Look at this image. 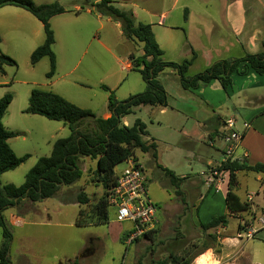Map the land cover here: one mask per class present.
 I'll return each instance as SVG.
<instances>
[{"label":"rangeland","instance_id":"374dc122","mask_svg":"<svg viewBox=\"0 0 264 264\" xmlns=\"http://www.w3.org/2000/svg\"><path fill=\"white\" fill-rule=\"evenodd\" d=\"M31 1L36 6L56 2L63 9L73 14V6L83 5L85 0ZM111 1L116 8L137 14L139 20H143L139 16L140 14H159L160 11L170 10V17L171 19L175 17L178 26L182 24L183 9L187 7L192 15V23L201 24L202 27L207 25V17L216 24H220L223 21L224 12H228L230 7L234 6V2L231 0H178L173 7V0ZM244 7L245 10H248L247 21L251 23L258 21L264 12L259 6L251 5L248 2H245ZM7 9L23 13L30 19L27 23L24 19H18L15 14L0 16V52L15 62L13 66H4L2 68L3 73H0V98L7 93L12 97L3 124L7 129L18 132V136L9 141V147L14 154L17 157L28 156L27 160L15 170L0 176V186L8 184L20 186L24 183L26 173L35 165L37 160L41 157H48L51 153L50 146L44 140L46 128L43 125L49 122L45 118L21 114V110L28 105L26 92L29 89H42L40 84L46 83L45 75L49 71V61L47 58H43L44 60L42 59L43 61L38 66L32 67L30 65L28 48L32 47L33 44H38V39H35L36 34L37 37L44 39V32L39 27L40 23L31 15L18 8ZM94 12L100 15L95 8ZM100 17L99 22L93 20V25L88 26L89 32L86 34L84 32L82 36L84 35V40L87 39V41L90 40V37H94L91 45L97 47L102 60L98 63V67L93 69V75L96 78L104 79V76H107L110 71L123 74L119 72L120 63L116 65L111 56H117L123 51L124 47L127 46V39L119 33L113 20L112 23H106L107 17L102 15ZM152 20L151 22H155V19ZM34 23L38 28L36 30L33 29V27L36 28ZM54 23L51 25V30L53 29L52 32L54 31L56 38L57 70L58 74H63L66 67L73 65L78 55L83 51L77 47L81 44L82 37L80 36L78 39L75 35L74 25L71 27V24L68 28L69 36H63L60 23ZM100 23L104 25V29L99 27ZM256 23H254V27ZM254 27L255 30L249 31L250 28L248 31L245 30L244 35V40H248V44H250L248 46L250 54L261 50L260 42L264 37L263 23ZM174 33L180 40L185 36L184 29L181 31L179 29ZM125 44L126 46H124ZM134 45V50H138L140 43L134 42ZM84 46L85 44L82 47ZM87 51L90 52V50ZM63 55H65L67 62L65 65H60ZM86 60L87 57L85 56L82 66H79L68 79H74L79 69L81 70V67L86 65ZM202 70L199 64L193 67L195 73ZM253 77L255 78L249 83L257 85L248 93L251 98L255 97V99H251L249 102L251 104L257 102L258 105L264 104V76L253 75ZM138 78L141 79L140 76ZM103 87L100 88L105 91ZM93 91L98 93L99 90L96 88ZM100 94L102 95L101 91H99ZM94 106H98V102ZM218 114L224 115L225 113L218 112ZM97 115L100 116L99 113ZM134 119L141 120L147 127L148 136L142 138L143 142H149L151 138L158 141L156 144L158 145L159 158L153 159L151 152L142 153L138 150L135 151L134 156L137 163L144 169L148 179L149 195L158 208L159 224L155 230L137 242L126 245L124 235L130 226L129 223H115L110 217L109 222L104 225L85 228L75 227L77 205H64L60 201L65 199L75 201V194L79 188L73 186L66 192L59 190L57 195L52 198L34 204L29 203L28 208L31 210L27 213L24 211L25 213L22 215L27 224L20 229L9 228L12 237L8 253L10 263L193 264L194 258L208 249L213 252L215 258L221 256L223 260L212 263L209 262L206 255H203L197 260L198 264H249V262L251 264H264V224L261 222L264 220V208L261 207L264 201L261 191L255 195L259 190L258 182L253 180V174L246 173L239 176V188L236 193L241 202L247 198V195L251 196V202H247L248 209L229 217L224 230L217 228L204 232L199 224L205 223L208 215H223L225 212L224 199L217 202L212 199V196H208L214 186L224 179V172L219 171V166L223 161L206 167L208 160L221 161L222 155L210 147L207 136L204 138L203 145L191 144L186 140L178 139L176 133L165 128L164 122L169 119V114L159 116L151 113L148 108H142L129 117L130 121ZM158 121L163 122L162 125H158ZM91 128L92 123L87 121L82 130L88 131ZM169 147H173V149L171 148V150ZM127 167L128 165L123 161L116 165L114 172L118 174ZM162 168L172 171L176 177H190V180L183 179L172 184ZM92 180L96 182L94 175ZM98 186L95 187L97 190L95 202L103 197V190L99 184ZM204 195L206 199L201 202L200 199ZM45 209H49V212H45ZM55 210L58 211L54 212ZM9 212V210H5L2 215L6 218ZM19 212L22 211L19 210ZM48 217L51 218L50 221H47ZM44 221L48 224H41ZM238 225L241 226L240 231L237 230ZM259 229L262 231L256 236ZM217 231L220 233L217 234ZM248 232H252L251 237H247ZM228 235L238 241L237 245L225 244L230 243L224 239ZM2 242V229L0 228V247ZM239 250H243V255L249 254L252 257L251 261L247 257H241V254L236 255L235 252ZM174 259H177L176 263H174Z\"/></svg>","mask_w":264,"mask_h":264},{"label":"crops","instance_id":"0c3cea01","mask_svg":"<svg viewBox=\"0 0 264 264\" xmlns=\"http://www.w3.org/2000/svg\"><path fill=\"white\" fill-rule=\"evenodd\" d=\"M177 1L178 0H173L172 7L177 3ZM231 1L234 2V6L230 7L228 12L227 11L224 12L225 14L223 17V21H221L220 24H216L209 17H207L208 19L207 25L206 26L203 25V27L201 26V24H194V22L192 23L191 20L192 15L187 7L183 9L182 24L180 26H178V22L176 21L175 17L171 19L170 10L160 11L159 14L157 13L154 14L149 13L143 15L140 14L139 16H141L143 20L142 19L139 20L137 14L135 13L132 14L136 24L138 20V23H142L150 26L154 39L158 47L162 51L161 59L163 61H167V62L174 61L176 63L181 62L185 59L191 58L193 51L196 56L195 59L193 60L192 65L188 70V75H194L197 73L193 71V67L196 66L197 64H199L202 67V69L205 70L215 61L239 58L244 53L250 54L248 50V46H250V44H248L249 43L248 40L247 41L244 40L245 39L244 35L246 31H248V28H250L249 31L255 30L253 29L255 22H257L255 27L261 25L262 23L264 25V12H262L261 18L258 19V21L256 20L253 23L248 22L247 21L248 10H245L244 4L245 2H248L251 5L259 6L261 10H264V0H231ZM97 2L98 0H94V1L85 0L83 5L73 6V11H74L73 14L69 13V11L64 9L65 13L54 16L49 20L50 28H52L51 25L54 22L60 23L61 30H63L62 35L66 37L69 36L68 28L70 27V24L71 27L72 25H74V28L76 30L75 35L78 37V39H80L79 38L80 36L82 37L81 44L77 47H79L78 49L81 50L83 49V51L78 55V58L75 60V63L73 65L66 67V69L64 70L65 73L58 74V70H57L58 61L55 52L56 38L53 31L54 45L52 46L53 48L52 51L56 59V67H55L56 73L50 80H46L45 81L46 83H42L40 85L42 87L41 90L53 92L79 108L90 110L96 117L107 119L110 116L107 110V100H108L109 92L103 91L100 88L101 86L106 87L110 92H112L116 100L122 101L131 95L143 92L146 89V85L142 81V79L138 78V76L140 75L137 72L132 71V65L130 60V56L137 58L143 54L142 44L140 43V45H138L139 46L138 50H134L133 47L135 46L134 42L129 40H126L127 46L126 44L124 45L126 47H124L123 51L120 52L119 55L111 56L116 65L120 63L119 72L123 74H119L117 71H110L107 76H104L105 77L104 79L99 77L96 78L93 75V69L95 67H98V63L100 62V60H102V57L97 47L91 45L92 41L94 40V37H90V40L87 41V39L84 40V35L82 36V34L84 32H85L84 34H86V32H89L90 28L88 26L93 25L94 22L93 20H95V22H99V18H101L100 15L94 12L93 5ZM7 8L16 9L17 7L5 6L0 8V16L5 14H15L18 19H24L27 23L30 20L23 13L17 11H11L12 9H7ZM22 11L26 12L24 10ZM26 13L29 14L28 12ZM184 14L186 16L185 20H184ZM152 19H155V22H151L153 21ZM106 23H112V20L110 18H107ZM114 24L116 28L119 30V33H121L122 35L120 23L114 21ZM34 26L36 28L33 27V29L35 30L38 29L35 23ZM39 27L41 30H43L41 23ZM99 27L101 29L105 28L102 23H100ZM179 29L180 31L181 29H184V33H185V36L183 35L184 37L181 40L178 37H176V35H174L175 34L174 32H176ZM35 39H38V44H33L32 47L28 48L27 53L29 55H31V53L37 47L42 45L44 41V39L37 37V34L35 35ZM84 44L85 46L82 47ZM75 45H77V43H75ZM260 46H261V42H260ZM87 50H90V52L88 53ZM106 50L109 52L107 48ZM261 51L262 48L259 52H256L254 54L260 53ZM136 52L137 54H135ZM85 56L87 57L86 65L81 67L82 68L81 70L79 69L78 74L74 77V79L71 80L68 79L70 78V75L79 68V66H82V61ZM43 60H40L36 64V66H38ZM66 62L67 59L65 55H63L62 59L60 60V65H65ZM253 75L256 74L250 72L248 75L243 77L233 74L231 76V86L228 87L226 91H224L221 88L220 84L217 81H212L207 86H201L196 90H184L180 85L179 78L176 75V73L170 69H165L164 71L158 74L157 80L161 84L167 95V106L166 107H160V106L135 107L133 109L132 114L125 116L121 119V124L127 127L131 126L136 119L130 121L129 117L142 108H148V110L151 113L158 114L159 116H166L169 114V119L165 120L164 122V125L166 126L165 128L170 129L174 133H176L178 139L186 140L191 144L203 145V141L205 140L204 138L207 136V140L210 147L214 148L216 153L218 152L222 155L224 150V133H223L222 125L224 121L228 119H233L236 130L243 134L240 145L237 151L233 155L234 158L240 160L239 163L248 166H253L255 164L264 165V104L258 105L257 102L256 103L254 102V104L253 103L251 104L249 102L251 99L253 100L255 99V97L251 98L250 94L248 93L252 91V88H254L257 85V84L253 85L252 83H249L250 80H253V78H255L253 77ZM141 82L143 83V85ZM96 88L102 92V95L101 94L99 95V91L98 93H95L93 91ZM30 91L31 89H29L26 92L28 98L30 95ZM97 102H98V106H94L95 103ZM25 109L26 108L21 110V114H24L23 111ZM218 112H223L225 114L220 115L218 114ZM98 113L100 116L97 115ZM32 116H36V115H32ZM38 117L40 118V116ZM3 120L4 117L2 119V123ZM47 122L49 123L43 124L44 127L46 128L44 140L48 143L50 149L52 150L53 143L58 139L66 138L69 135V130L62 122H54L48 120ZM162 123L163 122L160 121L157 122L158 125H162ZM4 127L7 129L6 126ZM7 130L16 133L18 136V132H16V130H9V129ZM146 131H147L146 136H148L147 127H146ZM9 141L10 139L8 140V145H9ZM150 142L155 143L156 158H159L160 155L159 152H157L158 145L156 144L158 143V141L151 138L150 141L146 143H150ZM169 148L173 149V147H169ZM222 161H223V155L221 161L208 160L206 167H209L214 164H219ZM78 168L81 171L80 179L69 186L60 187L59 190L61 192H66L67 190H70L71 187L76 186L79 188V191L75 194L76 198L79 193H84L87 196L89 203H95L96 200L94 198L95 196H97L96 188L99 186L97 182L92 180V176L94 175V171L97 168V161L85 157H80L78 160ZM246 173L253 174L254 176L253 180L258 182V190H259L256 192L255 195H258V193L261 191L262 198L264 201V179H263L264 176L262 174H257L253 172H244V171L237 172L236 173L237 184L235 188L236 192L234 191V193L236 194L238 192L237 189L239 188V176H242V174H246ZM223 174H224L223 175L224 179L222 180V182L216 184L214 188L211 190V193L208 194V196L209 197L212 196V199L217 202L222 201V199H224V204H225V196L227 193V183H228V172L224 171ZM176 178L190 180V177L177 176ZM59 190L54 194V196L57 195ZM101 190H103L102 187ZM76 198L75 201L73 199H72L73 201H71L70 199L60 200L62 203H64V205H68V204L77 205V214L74 220L75 227H77L75 223H76V218L78 216V212L80 209H84V206H81L77 203ZM205 199L206 198L204 195L202 196L200 201L202 202ZM238 199L241 202L239 197ZM247 202H251V201H247L246 198L241 203H247ZM29 203L34 204L37 202L23 200L17 206L7 209V211L9 210L10 212L6 218L4 216L3 217L6 223L8 224L9 228L20 229L27 224L25 218L22 215H24L25 213L24 211H26L27 213L28 211L31 210L30 208H28ZM261 207L264 208V204ZM19 210H21L22 212H19ZM44 211L49 212V209H45ZM57 211L55 210L54 212ZM59 211H61V209ZM223 213L228 214L226 206H225V212ZM213 217H216V215H212V214L208 215V218L205 220V223L209 222ZM50 219L51 218L48 217L47 221H50ZM41 224H48V222L44 221L41 222ZM89 226H95V225H86L78 228H85ZM220 229L224 230V228H220ZM261 231L262 229H259V231H257L256 236ZM219 233L220 231H217V234ZM224 239L230 242L225 244L237 245L238 241L236 239L231 238L229 235L226 236V238ZM242 251L243 250H239L238 252L235 253L236 255L241 254V257H247L249 261H251L252 257L249 256V254L243 255ZM223 254L224 252L222 253V255ZM203 255H206L208 257L209 262L212 263H218V261L223 260V257L221 256H217V258H215L213 252H210L207 249L203 254H199V256H196L194 258L193 264H198L197 260ZM249 264H251V262H249Z\"/></svg>","mask_w":264,"mask_h":264},{"label":"trees","instance_id":"16d2710c","mask_svg":"<svg viewBox=\"0 0 264 264\" xmlns=\"http://www.w3.org/2000/svg\"><path fill=\"white\" fill-rule=\"evenodd\" d=\"M5 6L20 8L41 23L44 41L31 53L30 65L33 67L43 58H47L49 71L45 78L50 80L55 74L56 59L52 51L54 35L49 20L65 13V10L56 2L36 6L31 0H0V8ZM93 7L100 15L120 23L122 34L127 40L142 44L143 54L138 58L130 56V60L132 71L140 75L146 89L125 100L118 101L112 92L103 87L105 91L109 92L107 110L110 116L107 119L98 118L90 110L79 108L53 92L41 89L31 90L28 105L23 113L40 116L48 121L62 122L69 130V135L53 143L48 157H41L37 160L26 173L22 185L0 186V228L3 238L0 247V264H11L8 253L12 237L2 215L3 212L17 206L23 200L39 202L51 198L60 187L69 186L78 181L81 177V171L78 168L80 157L97 161L94 176L96 182L103 189V197L95 203H89L87 196L84 193H79L76 201L85 209L79 210L75 224L77 227H82L86 225L99 226L109 222L110 214L105 197L107 191L115 185L114 168L116 165L129 159L136 162L134 156L137 150L142 153L151 152L152 158H156L155 143H146L142 140V137L147 135L146 125L136 119L131 126L127 127L121 124V119L132 114L135 107L167 106V95L157 80L160 72L165 69L174 71L184 90H196L201 86H207L212 81H217L226 91L231 86L233 74L243 77L252 72L258 76H264V39L261 41L262 51L260 53H244L239 58L218 60L202 72L188 75V70L196 56L193 51L188 60L177 63L163 61L161 59L162 51L154 39L150 26L142 23L136 24L131 11L116 8L110 0H98ZM13 65L15 62L0 52V73H3L4 66ZM11 101L12 97L8 93L0 98V176L15 170L28 158L27 155L17 157L8 145V140L17 136L16 133L8 131L2 123ZM87 121L92 123V128L83 131V125ZM162 171L172 184L183 180L176 178L173 172L166 168H162ZM219 171L228 172L225 196L228 214L213 217L207 223H200L199 227L204 232L218 227L225 228L229 217L248 209V204L241 203L234 193L237 184L236 173L244 171L264 176V165L248 166L237 161L226 160L220 164ZM237 230H241L240 225L237 226ZM173 261L176 263L177 259Z\"/></svg>","mask_w":264,"mask_h":264},{"label":"built area","instance_id":"2783aa9c","mask_svg":"<svg viewBox=\"0 0 264 264\" xmlns=\"http://www.w3.org/2000/svg\"><path fill=\"white\" fill-rule=\"evenodd\" d=\"M224 133L223 162L237 161L234 153L237 151L243 134L235 128L234 120L228 119L222 125ZM128 167L116 174L115 185L106 193V203L110 217L115 223H129L126 231V245L153 232L158 226V208L148 192V179L143 167L133 160L125 161ZM247 196V201H250ZM264 224V220L261 221ZM252 232L247 233L251 237Z\"/></svg>","mask_w":264,"mask_h":264}]
</instances>
